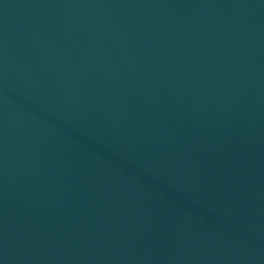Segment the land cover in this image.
Listing matches in <instances>:
<instances>
[{
    "label": "water",
    "instance_id": "1",
    "mask_svg": "<svg viewBox=\"0 0 264 264\" xmlns=\"http://www.w3.org/2000/svg\"><path fill=\"white\" fill-rule=\"evenodd\" d=\"M0 264H264V0H0Z\"/></svg>",
    "mask_w": 264,
    "mask_h": 264
}]
</instances>
